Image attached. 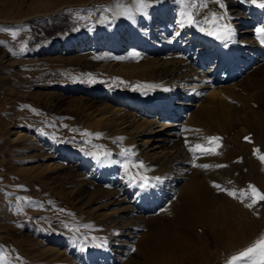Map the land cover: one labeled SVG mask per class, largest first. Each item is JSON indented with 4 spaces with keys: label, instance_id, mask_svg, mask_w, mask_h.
Here are the masks:
<instances>
[{
    "label": "bare ground",
    "instance_id": "obj_1",
    "mask_svg": "<svg viewBox=\"0 0 264 264\" xmlns=\"http://www.w3.org/2000/svg\"><path fill=\"white\" fill-rule=\"evenodd\" d=\"M57 1L80 0L50 6ZM103 1L109 9L29 58L83 68L88 85L52 81L29 94L68 110L71 128L111 146L106 155L97 143L75 150L49 134L52 154L19 169L61 177L64 205L92 234L89 246L41 234L40 254L67 264H229L264 240V200L250 188L264 193V0ZM77 93L66 107L51 100ZM7 135L22 140L31 130ZM131 248L139 259H126Z\"/></svg>",
    "mask_w": 264,
    "mask_h": 264
},
{
    "label": "rangeland",
    "instance_id": "obj_2",
    "mask_svg": "<svg viewBox=\"0 0 264 264\" xmlns=\"http://www.w3.org/2000/svg\"><path fill=\"white\" fill-rule=\"evenodd\" d=\"M13 2L0 0V264H33L29 250L32 247H35L39 254V262L35 264H67L62 260L47 261L54 257L40 254L45 244L39 235L50 233L72 236L78 246H89L91 232L82 226L81 220L76 219L74 211L64 205V194L59 192L63 187L61 177L48 180L47 175L51 173L41 174L39 178L28 171L22 173L19 169L33 166L35 159L41 160L40 158L52 154L46 141L49 134V138L54 137V140L75 150L87 151L89 148L88 151H91L97 143L99 149L104 147L102 155H106L111 146L76 129L78 124L71 128L70 120L66 119L68 110L58 109L45 98H31L29 94L30 91L43 92L42 84L49 85L52 81L63 83L65 87L80 82L88 85L81 81L84 79L83 68L57 65L52 67L48 61L35 63L29 58L33 52L46 47L48 40H58L60 35L75 31L80 23L94 20L103 9L109 7L103 0H80L62 5L57 1L59 4L52 6L50 3L56 1ZM13 32L16 33L15 36L12 35ZM20 55H23L25 60L20 64L14 63ZM88 76V83L95 85V77L91 74ZM239 80L241 79H238V82ZM80 96L82 93L74 94L68 99L55 96L51 100L66 107L68 101ZM57 117L59 122L62 119V130L54 121ZM12 128L19 131L31 130V136L10 141L7 133ZM52 158L53 161L60 160L58 157ZM41 179L47 180L45 186ZM93 188L95 187L90 190ZM124 254L127 260L132 261L140 256L139 251L133 248L126 250Z\"/></svg>",
    "mask_w": 264,
    "mask_h": 264
},
{
    "label": "snow or ice",
    "instance_id": "obj_3",
    "mask_svg": "<svg viewBox=\"0 0 264 264\" xmlns=\"http://www.w3.org/2000/svg\"><path fill=\"white\" fill-rule=\"evenodd\" d=\"M217 2H219V0H217ZM253 3H256V0H252ZM223 6V5H221ZM261 8H264V3H259L258 5ZM258 32H264V29H258ZM13 36L16 35L15 32L12 33ZM221 39H223L224 37H219ZM134 55H139L138 53H134ZM220 138L219 137H211L210 140L211 141H218ZM247 139V138H246ZM197 149H200L201 146L200 145H196ZM202 151H208L207 149H201ZM262 160H264V157H261ZM140 167H143V163L141 162ZM127 167V165H126ZM199 167H203V168H208L209 165H199ZM219 167V166H218ZM215 187L220 188V185H215ZM252 193L257 197V200H264V193H260L258 189L255 188V186H250ZM222 191H224V189H221ZM229 195H233L235 196L234 192H228ZM256 201H253V203H255ZM247 207L251 208L253 205L247 204ZM253 254H258L261 257V261L260 264H264V240H258L256 241V243L245 249L244 251L240 252L239 255L237 256H233L231 258V260L229 261V264H236L237 261L240 260H244L245 264H249V261L246 259L248 257L253 256Z\"/></svg>",
    "mask_w": 264,
    "mask_h": 264
}]
</instances>
